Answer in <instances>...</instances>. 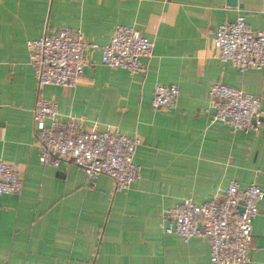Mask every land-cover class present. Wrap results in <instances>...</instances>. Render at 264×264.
Wrapping results in <instances>:
<instances>
[{
	"label": "crops",
	"instance_id": "crops-1",
	"mask_svg": "<svg viewBox=\"0 0 264 264\" xmlns=\"http://www.w3.org/2000/svg\"><path fill=\"white\" fill-rule=\"evenodd\" d=\"M238 2L0 0V159L15 164L24 182L21 195L0 197V264H212L208 239L185 242L162 225L185 199L205 204L231 182L264 190V70L240 72L223 63L210 35L239 16L264 32V0ZM117 26L154 42L145 74L109 68L102 52L90 49L77 87L39 90L29 41L73 29L102 47ZM215 83L261 98L260 132L210 125ZM157 84L178 87L175 110H152ZM40 95L58 104L61 120L76 116L86 130L140 136V182L115 192L110 177L92 185L74 163L43 166L33 119ZM252 235L245 264H264V200Z\"/></svg>",
	"mask_w": 264,
	"mask_h": 264
},
{
	"label": "built area",
	"instance_id": "built-area-1",
	"mask_svg": "<svg viewBox=\"0 0 264 264\" xmlns=\"http://www.w3.org/2000/svg\"><path fill=\"white\" fill-rule=\"evenodd\" d=\"M210 35L223 63L231 64L240 72L264 70V32L252 29L244 16L232 23L225 22ZM90 49H99L102 63L109 68L137 75L147 72L143 60L153 58L155 44L139 30L126 26H117L110 42L102 47L89 44L80 30L46 33L28 42L29 64L34 69L39 90L46 86L77 87L87 66L85 53ZM178 101L177 86L157 84L152 110H175ZM208 106L210 125L222 123L232 133L262 130V100L257 96L215 83L209 92ZM33 119L39 161L43 166L74 163L92 185L101 175L110 177L115 192L130 190L140 182L142 168L135 162L137 149L143 145L140 136L128 137L96 128L86 130L83 120L76 116L61 120L58 104L42 95L36 100ZM23 189L20 169L0 159V197L21 195ZM263 200L264 190L257 183L241 188L238 183L231 182L222 197L205 204L185 199L170 212V222L162 228L185 242L195 237L208 239L212 264H245L252 246L254 222Z\"/></svg>",
	"mask_w": 264,
	"mask_h": 264
},
{
	"label": "water",
	"instance_id": "water-1",
	"mask_svg": "<svg viewBox=\"0 0 264 264\" xmlns=\"http://www.w3.org/2000/svg\"><path fill=\"white\" fill-rule=\"evenodd\" d=\"M229 1H230V4H231V5L239 6V2H238V0H229ZM240 211H242V208L240 209Z\"/></svg>",
	"mask_w": 264,
	"mask_h": 264
}]
</instances>
